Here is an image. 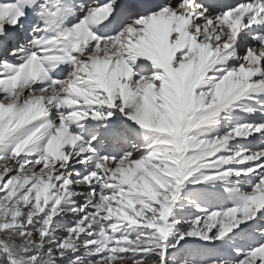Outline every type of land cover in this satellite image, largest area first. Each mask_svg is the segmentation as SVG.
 <instances>
[{
    "label": "snow or ice",
    "instance_id": "6c2138e0",
    "mask_svg": "<svg viewBox=\"0 0 264 264\" xmlns=\"http://www.w3.org/2000/svg\"><path fill=\"white\" fill-rule=\"evenodd\" d=\"M0 264H264V0H0Z\"/></svg>",
    "mask_w": 264,
    "mask_h": 264
}]
</instances>
